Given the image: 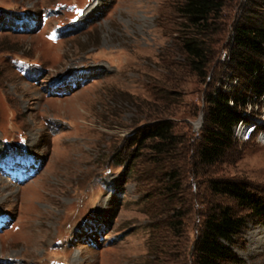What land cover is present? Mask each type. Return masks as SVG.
<instances>
[{
    "label": "rangeland",
    "instance_id": "1",
    "mask_svg": "<svg viewBox=\"0 0 264 264\" xmlns=\"http://www.w3.org/2000/svg\"><path fill=\"white\" fill-rule=\"evenodd\" d=\"M179 1L0 0V151L11 143L12 153L37 166H9L13 174H4L12 153H0V264H195L194 244L212 210L249 214L212 194L211 179L236 180L264 196L263 144L234 138L213 167L197 156L206 96L227 75L221 60L249 0L224 10L227 31L203 84L174 65L181 60ZM65 3L85 8L77 23L70 22L72 5L55 11ZM254 5L259 14L251 13L250 24H262L264 0ZM49 11L54 15L35 30L28 21H4ZM64 24L74 31L55 39ZM13 59L30 66L26 76ZM161 117L184 139L179 154L165 160L133 138ZM20 136L26 154L18 150ZM232 248L240 264H264V218L249 221Z\"/></svg>",
    "mask_w": 264,
    "mask_h": 264
},
{
    "label": "trees",
    "instance_id": "2",
    "mask_svg": "<svg viewBox=\"0 0 264 264\" xmlns=\"http://www.w3.org/2000/svg\"><path fill=\"white\" fill-rule=\"evenodd\" d=\"M231 1L234 0H180L176 5V16L181 22L177 25L179 36L176 47L181 60L174 65L181 74L188 71L190 76L199 80V84L206 82L209 66L220 55L218 46L228 27L224 10ZM254 6V0H249L242 19L234 25V46L228 68L234 70L243 83H249L256 94L262 95L264 20L261 19L262 24H250L253 19L251 13L256 12ZM232 99L234 107L230 105ZM243 102L244 97H231L215 88L208 93L207 125L202 127V138L197 149L201 165L213 167L231 151L234 146L233 128L241 119ZM179 134L171 120L161 117L158 122L142 128L133 138L137 146L151 143L150 148L156 153V158L165 160L182 150L180 148L184 146V139ZM170 176L178 180L177 173L172 172ZM208 189L212 194L237 201L249 214L239 217L230 208L219 206L212 210L194 244L195 264H240L232 245L249 221L263 220L264 196L253 193L247 185L231 179H211ZM180 227L176 223L172 226L176 232H179Z\"/></svg>",
    "mask_w": 264,
    "mask_h": 264
},
{
    "label": "built area",
    "instance_id": "3",
    "mask_svg": "<svg viewBox=\"0 0 264 264\" xmlns=\"http://www.w3.org/2000/svg\"><path fill=\"white\" fill-rule=\"evenodd\" d=\"M244 1L242 0V2ZM229 56L230 54L228 51L225 52L222 57L221 64H227V75H224V79L221 78L219 80V86L216 89L231 97L234 95L244 97V104H242V109L240 111L241 119L233 128V137L241 144L256 142L264 145V93L262 95L256 94L253 89H251L249 83H243L240 78L234 76L233 73L229 71L228 63L230 61L226 63ZM230 105L234 107L233 99ZM197 124L196 128H201L203 126H198Z\"/></svg>",
    "mask_w": 264,
    "mask_h": 264
},
{
    "label": "water",
    "instance_id": "4",
    "mask_svg": "<svg viewBox=\"0 0 264 264\" xmlns=\"http://www.w3.org/2000/svg\"><path fill=\"white\" fill-rule=\"evenodd\" d=\"M200 121H202V125H203V117H201ZM200 121H198V122H200Z\"/></svg>",
    "mask_w": 264,
    "mask_h": 264
},
{
    "label": "bare ground",
    "instance_id": "5",
    "mask_svg": "<svg viewBox=\"0 0 264 264\" xmlns=\"http://www.w3.org/2000/svg\"><path fill=\"white\" fill-rule=\"evenodd\" d=\"M60 89V88H59Z\"/></svg>",
    "mask_w": 264,
    "mask_h": 264
}]
</instances>
